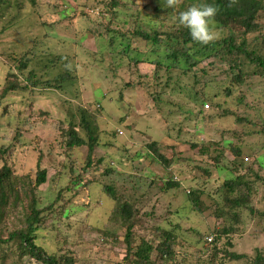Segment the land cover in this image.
Here are the masks:
<instances>
[{
  "label": "rangeland",
  "instance_id": "rangeland-1",
  "mask_svg": "<svg viewBox=\"0 0 264 264\" xmlns=\"http://www.w3.org/2000/svg\"><path fill=\"white\" fill-rule=\"evenodd\" d=\"M34 1L36 3L32 5L29 0H22L23 9L16 12V8L12 10L15 0H5L10 5H2L0 9V84L8 68H12L8 56L33 49L37 50L35 59L41 64L45 63L47 56L42 51L53 52L54 55L69 53L74 57L78 76L66 92L37 88L22 100L18 95L13 96L7 109L10 115L6 116L7 113L0 118V143L14 135V130L11 134L9 120L12 121V129L18 120L25 117L32 123V128L21 137L24 143L15 149L12 162L18 173L23 174L35 169L37 155L39 151L43 152L42 166L47 169L48 182L39 188V207H47L53 203L57 189L70 183L69 174L60 172L59 163L66 167V172L69 165L74 164L75 174L80 173L85 165V147L75 151L72 160L59 154L61 149L51 147L58 122L69 114L67 102H70L73 112L76 106H80L95 116L102 145L94 157L111 156L113 167L119 172L107 177L99 172L100 169L90 168L86 179H93V182L89 188L70 191L65 196L71 198L69 205L74 209H79L77 205L81 199L89 201V205L68 218L53 219V227L39 232L37 242L48 252L71 255L77 264L124 263V223H128L114 216L115 201L102 190L104 185L113 183L120 195L132 196L135 190L139 196L134 203L139 219L134 231L137 244L140 236L149 243L156 238L155 244L159 243L161 238L157 240V226L173 233L174 257L165 261L156 251L151 254L153 264H254L257 253L264 257V180L254 181L249 195L248 206L257 213L242 207L238 222L233 221L228 212L225 216L218 214L224 195L221 185L226 179L235 177V173L230 175L227 171L231 166L228 162L233 158L228 151V143L240 144L249 158L237 174L245 173V168L251 166L264 179V76L253 74L254 68L248 67L247 76L241 83H236L231 78L235 70L229 68L228 62H220L213 57L200 63L198 74L206 84L204 96H214V102L219 103L221 109L204 105L199 120L200 117L195 118L194 113L201 109L200 99L198 104L192 101L193 91L201 87L199 83L186 87L180 78L155 97L149 93L154 90L152 75H140L149 68L140 66L141 69H135L134 73L135 67L131 71L128 69V58L119 53L109 55L119 37L107 31V27L124 31L133 24L131 16L134 20L137 15L138 24L147 21L153 15L154 7H162L163 0ZM114 2L118 4L113 6ZM67 4L69 9H65ZM63 10L69 13L64 18ZM169 23L168 20L166 24ZM112 36L113 44L110 45ZM128 36L132 47L142 45L141 39L131 34ZM119 49L116 47L115 52ZM210 61L213 63L209 64ZM129 80L133 82L132 89L126 86ZM226 89L231 90L230 95L226 94ZM31 98L32 107L29 106ZM97 104L100 108L95 111L93 108ZM182 105L193 109V115L179 110ZM224 110L232 114L224 115ZM193 116L197 122L192 121ZM198 140L207 149L205 156L199 154V148L191 147V143ZM151 141L158 143L163 155L174 159L172 173L181 181L178 189L167 193L160 191L159 185L166 174L152 156H147L150 150L146 144ZM54 144H57L56 140ZM139 152L141 156L137 155ZM214 155H222L226 159L223 158L216 166L212 161ZM200 167L209 173H203ZM252 173L248 179L255 178ZM151 174L156 179L153 186L150 185ZM195 190L204 193L199 210L188 202V191L192 193ZM238 196H241L240 191L231 198ZM18 224L12 216L8 230H13ZM228 227L233 232L223 233L222 229ZM212 233L216 234V240L210 247L204 238ZM230 252L245 256L241 260H231ZM0 255L5 258V264H33L31 258L20 257L13 242L0 246ZM128 260L133 261V258Z\"/></svg>",
  "mask_w": 264,
  "mask_h": 264
},
{
  "label": "trees",
  "instance_id": "trees-1",
  "mask_svg": "<svg viewBox=\"0 0 264 264\" xmlns=\"http://www.w3.org/2000/svg\"><path fill=\"white\" fill-rule=\"evenodd\" d=\"M164 2L165 0H163ZM12 3V10L16 8L17 10L15 11L18 12L23 9V6H21L22 0H15ZM29 3L35 5L36 1L29 0ZM117 4L114 2L112 5L116 6ZM199 4H211L217 6L219 9L215 17V28L219 32L218 39L206 46L193 42L188 30L177 28L172 19L180 11ZM228 4L229 0H181L177 8L154 7L153 15H150V19L147 21L143 20L140 24L137 23L138 15L134 20H132L133 17L131 16L130 22L133 24L128 26L125 29L126 31L114 30L107 27V31L117 34L114 37H119V40L115 41V45L110 49L109 55L112 56L119 53L128 58V69L131 71L135 67L134 73L135 69H141L140 66L149 68L146 73L140 75L144 77H148L149 74L152 75L154 90L149 93H153L155 97H159L172 83H175L180 78H182L180 82L184 83L186 87L188 84L194 85L199 83L200 89L196 91L192 89L195 94L192 97V101L198 104V100L200 99L201 109L194 113L193 109L185 108L182 105L183 108L179 110H185L186 114L189 115H193L192 113H194L195 118L200 117L199 120H201L204 105L207 107L211 105L212 108L218 109L220 108V104L214 102V96H204L206 84L198 74L200 70L198 65L200 63L213 57H217L220 62H228L229 68L235 70L231 78L236 83H241L243 78L247 76L246 69L248 67L254 68L253 74L264 76V0H237V3L232 7H229ZM2 5L7 7L10 4L9 2H5V0H0V9ZM64 5L66 4L64 3ZM89 6L95 7L93 4H89ZM69 8L70 5L67 4V8L65 9ZM68 14L67 11L63 10L62 18ZM168 20L170 23L167 25L166 22ZM127 30L129 33H127ZM129 34L136 36L137 39H141L142 45L132 47ZM114 37L112 36L110 39V45L113 44ZM116 47L120 48L118 52H115ZM42 52L47 53L44 64L35 59L38 56L36 49L20 53L15 52L8 56L12 68H8V72L0 84V118H4L7 113L6 116L10 115L7 109L10 107L9 101L13 96L18 95L22 100L26 97L27 93H32L37 88L66 92L70 85L77 80L78 69L74 57L66 52L56 53L57 55H54L53 52ZM211 63L213 62L210 61L209 64ZM38 64L40 65L37 66ZM66 64L71 65V70L65 68ZM55 68H58V70ZM126 86L132 89L133 82L129 80ZM143 86L147 87L146 84ZM226 90L228 91L226 94L230 95L231 90ZM32 100L33 98L30 101V107H32ZM67 104L73 106L70 102H67ZM70 106L66 119L59 121L55 129L54 139L57 141V144H54V140L51 147L53 149L54 147L61 149L62 152L59 154H63L68 159H71L75 151H78L81 147H85V165L81 168L80 173L75 174L73 169L74 164L73 166L69 165L66 172V167L61 162L59 163L58 166H61L60 172L62 175L69 174L70 179L68 181L70 183L65 187L57 189L53 203L47 207H39V188L48 182L47 169L42 166L44 161L43 152L39 151L37 155L35 169H31L23 174L18 173L17 168L12 162L15 149L18 146L21 147L24 143L21 141V137L32 128V123L25 117L18 120L15 128L12 129V121L9 120L8 125L11 134H13L12 130H14V135L0 143V246L13 242L20 257L31 258L33 264H77L76 258L71 255H56L53 252H48L44 246L37 242L39 232L47 230L48 227L52 228L54 224L53 219L68 218L70 214H75L78 210L86 208L89 205V201L86 202L84 199H81L77 205L79 209H74L72 205H69L71 198H65V196L67 192L89 188L88 185L93 182V179H86V176L91 172L90 168L95 167L97 171L100 169L99 172H102V175H106L107 177L119 173L113 167L114 163L111 156L94 157L95 151L102 145L101 134L99 133L95 116L88 109L80 106H76L73 112ZM97 108H100L99 104L93 109L98 111ZM43 114L47 115L46 112ZM222 114L231 115L232 112L224 110ZM194 116L192 121L197 122ZM240 119L243 120L242 118ZM121 120L123 121V119ZM262 133L264 134V127ZM146 146L150 150L147 156H152L155 162L164 168L166 174L163 179L160 177L162 179L159 185L160 191L167 193L172 189H178L181 186V181L172 173L173 164L175 163L174 159L163 155L156 141H151ZM191 147L193 149L199 148L198 152L202 156H205L207 153V149L204 148L205 146H201L199 140L192 142ZM228 149L232 153L233 158L229 162L226 160L231 165L227 167V171H229L228 174L230 175L235 173V177L226 179L221 185L224 189V195L223 203L218 208V214L225 216L228 212L231 219L238 222L242 207H248L251 213L256 212L248 206L249 195L253 190V182L263 181L264 179L251 166L247 169L245 168V173L237 174L249 158L243 152L240 144L230 142L228 143ZM137 155L141 156L140 152ZM223 158L225 157H222V155H214L212 157L213 164L219 165ZM200 168L203 173H209L208 170ZM32 171L34 172L32 173ZM251 171L253 172L252 176L255 178L248 179L247 176ZM151 175L152 178L147 177L151 178L150 185L153 186L156 179L153 177L154 174ZM121 188L127 191L126 187L122 186ZM102 190L110 199L115 201L112 210L114 216L128 223L127 225L124 223L126 227L123 234V240L126 244L124 263L153 264L151 254L156 251L159 257L165 261H170L174 257V252H172L174 236L172 231L164 227H156L158 231L156 235L157 240L160 241L159 237L161 238L159 243L155 244L156 238L149 243L143 236H140L138 244L135 242L134 231L139 220L136 215L138 208L134 204L136 202L135 199H138L139 196H136L137 192L135 190L132 196L120 195L118 193L119 189L113 183L104 185ZM239 191L241 192V196L231 198L233 194ZM203 195L202 190H195L192 193L188 191L189 204L194 209L199 210L198 205L202 201ZM12 216L16 218L19 226L16 225L17 227L9 231L8 224L12 223ZM56 223L57 225H55L60 228L58 221ZM141 229L143 230L144 227L141 226ZM222 232L232 233L233 231L231 227H228L222 229ZM215 236L216 234L213 233L206 236L213 238L211 245H209L210 247L216 240ZM206 237L204 241H207ZM244 256V254L240 253H229V259L231 260H241ZM130 257L133 258V261L128 260ZM4 261L5 258L0 255V264H5ZM124 263L121 262V264ZM254 264H264V257L257 253Z\"/></svg>",
  "mask_w": 264,
  "mask_h": 264
},
{
  "label": "clouds",
  "instance_id": "clouds-1",
  "mask_svg": "<svg viewBox=\"0 0 264 264\" xmlns=\"http://www.w3.org/2000/svg\"><path fill=\"white\" fill-rule=\"evenodd\" d=\"M181 0H165L163 8H177ZM237 3V0H229V7ZM219 9L211 4L192 5L184 11H180L177 16H173V23L177 28L188 30L191 40L202 46L214 43L218 39L215 30V17ZM65 68L71 70V65L66 64ZM207 238V237H206ZM213 241V238H212ZM206 245H211L204 241Z\"/></svg>",
  "mask_w": 264,
  "mask_h": 264
},
{
  "label": "built area",
  "instance_id": "built-area-1",
  "mask_svg": "<svg viewBox=\"0 0 264 264\" xmlns=\"http://www.w3.org/2000/svg\"><path fill=\"white\" fill-rule=\"evenodd\" d=\"M118 134H122V131L121 130H117ZM207 243H211L212 242V237H207Z\"/></svg>",
  "mask_w": 264,
  "mask_h": 264
}]
</instances>
